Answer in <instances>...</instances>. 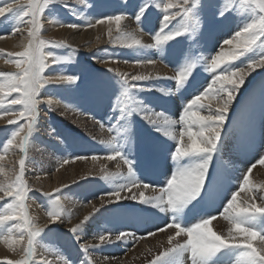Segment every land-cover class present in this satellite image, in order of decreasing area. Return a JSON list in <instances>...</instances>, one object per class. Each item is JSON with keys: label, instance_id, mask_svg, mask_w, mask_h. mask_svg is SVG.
I'll list each match as a JSON object with an SVG mask.
<instances>
[{"label": "rangeland", "instance_id": "374dc122", "mask_svg": "<svg viewBox=\"0 0 264 264\" xmlns=\"http://www.w3.org/2000/svg\"><path fill=\"white\" fill-rule=\"evenodd\" d=\"M7 2L8 0H0V6ZM22 2L27 3V0H22ZM190 2L192 19L198 20L200 23L194 35L185 34L161 48H125L119 42L113 43L115 39H112L105 43L107 46L103 45L101 50L98 48L91 54L84 52L75 44L66 42L65 38L54 36L50 32V28L55 24L59 25V23L81 24V26L90 27L89 25H93L92 22L97 19L123 13L127 15L124 20L130 21L139 35L144 38V42H142L152 44L154 43L153 36L162 27L161 22L165 13L157 5L162 4L163 0H85L83 4L76 3V0H57L46 7L40 37L46 41H65L71 47L49 46L45 48V51L52 53L53 57L60 58V63L48 67L44 76L50 77L49 71L53 69L55 76L67 74L79 77L75 84L51 83L42 89L45 98L51 97L59 103L54 105L53 110H49L46 104L41 105L42 116L39 117L36 131L30 137L26 158L25 179L32 189L28 193L29 199L26 201L29 217L35 225H43L47 220V211L51 210L53 199L59 200V206L63 212L62 222L50 225L39 238L40 243L37 246V250H40L41 241L46 240L44 247L50 249H47L45 254H48L49 260L54 261L53 264H63L57 255L67 257L71 264H98L96 256L101 260H107V262L115 260L120 261L121 264L122 261L124 264L127 263L126 261H130V264H149L156 255L168 247L167 241L161 240L157 241L158 244L154 243L156 238L148 233L149 231L159 233L158 228L165 227L166 223L170 222L172 213H161L158 209L139 201L120 200L109 204L108 200L112 198L106 193L119 187V183H128L130 178L126 177V173H124V176L116 178L112 176L110 180H105L102 178V167H97L99 163L94 164L95 166L93 165L88 173L85 166L82 169L76 165L75 157L86 156L91 160V157L95 155L99 157L95 161L99 162L113 150L109 146L99 143L100 140L93 139L91 133L86 131V126H84L85 120L96 122L98 127L101 122L104 124L103 130L108 136L103 140L118 134L117 144L126 157L133 161L137 180L157 185V190L166 185V181L176 170L172 153L177 147V142L164 133L174 130L178 126L166 124L163 121L153 125L141 114L134 113L128 117L121 109L116 108L115 101L123 92L122 84L119 78L109 72L107 68L102 67V63L99 61L103 58H112L109 61L124 63L127 60L129 65H133L135 64L133 61L137 59H152L156 60L162 68L165 67L170 71V75L164 77L175 75L178 69L188 64L195 65L189 80L183 87L171 79L133 82L141 84L144 89H137L132 93L137 101L135 106L139 107L142 113H163L170 119L179 120L186 103L202 92L213 78V74L205 71L206 63L203 58L215 55L221 49L225 52L232 51L236 44L226 46L224 41L233 39L237 31L256 19L258 15L257 10L246 0H190ZM226 8L229 10L221 16L220 12ZM142 9L146 10L137 23L135 18ZM19 15V10H13L4 17H0V35L15 34L14 29L19 22ZM182 22L183 19L177 17L169 27H179ZM23 28L24 34L21 35V38L25 42L22 44L17 46L0 43V50H3L0 53V60L4 66L0 67V73L14 74L19 71L8 54L19 53L26 49L29 37L27 28ZM18 36L20 37V35ZM238 41L236 40L234 43H240V48L243 49L244 45ZM261 55H264V48H254L230 63L236 68L244 67L249 61ZM225 66L221 65V67ZM136 72L140 73L139 70ZM0 82H3V76H0ZM15 95L16 93L11 94V96ZM11 96L5 97L6 103L3 107L21 110V106H11L7 103ZM40 96L44 97V95ZM209 100H211L210 97L203 103L208 105ZM212 104H215V101ZM201 114L207 115V112L202 110ZM9 119L15 118L10 115H4L2 119L0 117V155L5 157L4 160H0V186L4 187L14 184L15 176L19 171V160L23 156L15 144L13 148H9V152L4 154L3 147L17 130L16 124L7 123ZM17 122L25 123L23 120H17ZM108 127H112L114 133H109ZM73 134L78 138L74 139ZM72 151L77 155H73ZM261 154H264V69H256L245 77V83L239 88L227 113L222 146L209 168L200 198L188 205L183 213L177 216V219L184 226H191L198 222L201 216L214 215L215 219L223 216L221 214L223 207L230 199V195L237 191L243 173L259 159ZM256 168L252 170L249 178L251 187L260 189V186L264 185V176H262L264 175V166L257 164ZM259 171H263L261 172L263 174ZM56 173L59 175L58 177H55ZM252 175L256 177L255 181L251 180ZM57 189L60 191L57 192ZM44 193H49L50 196H46ZM122 195L125 196L124 193ZM101 196H103V200H101ZM6 201H10V198L6 197L5 201H0V211H3ZM256 202L260 203L259 200ZM64 203L65 205H63ZM90 205L92 208L89 209ZM39 208H42V211L44 209V221L38 214ZM96 208L100 210L95 212ZM90 213L92 214L91 218L83 225L79 234L88 228L90 231L96 232L97 236L104 233L126 232L135 233V238L131 241L120 240L105 244L89 249L88 252L83 251L80 248V240L69 231L68 224H78L79 220ZM249 223L257 230L264 232V216L251 217ZM18 231L19 229L14 228V232ZM2 234L0 233V235ZM141 236L145 238L139 239ZM48 237H52V240ZM181 239L180 241L183 242L185 237L181 236ZM142 241L150 243L148 249L152 250L151 252H148V249L141 250L142 252L138 255L139 259L136 261L133 259V252L139 244H143ZM3 242L0 240V252L2 253H0V264H7L8 261L19 262L24 259L23 252L17 253L16 257L12 256L9 251L12 247H9L7 242L4 243L8 247L4 246ZM2 246L9 252L4 251ZM14 246L20 250L23 247L21 245ZM241 251L243 252L244 249H225L214 258L215 264H237ZM37 253L39 254L38 251ZM130 255H132L131 258ZM160 264H191V261L189 255L184 253L165 258Z\"/></svg>", "mask_w": 264, "mask_h": 264}, {"label": "snow or ice", "instance_id": "6c2138e0", "mask_svg": "<svg viewBox=\"0 0 264 264\" xmlns=\"http://www.w3.org/2000/svg\"><path fill=\"white\" fill-rule=\"evenodd\" d=\"M57 0H8L3 6H0V17L13 10H19V22L14 29V33H19L22 27L27 28L29 43L24 51L8 55L12 57V62L19 69L18 72L0 73L3 76V82H0V117L10 115L15 119H9L8 124H16L17 130L3 147L4 153L9 151V147L16 145L23 153L19 160L18 175L15 176L14 184L6 187L0 186V201L10 198L0 211V240L7 242L9 247L13 245H21V251L24 259L19 262L8 261L7 264H53V261L46 257L37 256V246L39 238L50 225L62 222L63 212L59 206V200H52L51 210H48L47 220L43 225H35L34 221L29 217L26 201L29 199L28 193L32 191L25 179L26 158L28 155V147L30 137L36 131V125L41 116V105L46 104L49 110H53L54 105L59 101L51 97L42 98L41 90L45 85L51 83H68L75 84L79 79L77 76L59 74L55 77H45V70L52 64L60 63V58L53 57V54L45 51L46 47H61L67 45L65 41H46L40 37L43 30L44 11L46 7ZM85 0H76V3L83 4ZM258 12L257 18L246 24L240 31H237L233 39L224 41L225 45H233L234 41L239 40L240 43L235 45L232 51L225 52L223 49L215 55L203 58L206 63L205 71L213 74L211 82L204 88L202 92L195 95L188 103H186L179 120L170 119L163 113H142L139 107H136L137 101L133 97L134 90H144L141 84L133 82H143L157 79H171L183 87L189 80L195 65L188 64L176 71V74L170 77H162L159 73H137L130 75L129 73L120 72L118 69L107 68L109 72L114 73L122 84L123 92L115 101V107L128 117L134 113L141 114L144 119L153 125H157L163 121L166 124L178 126L174 130L165 131V135L176 140L177 147L172 153V159L176 165L174 174L166 181V185L159 187L160 195L147 197L146 192L151 190L157 191V185L145 183L135 178L133 161L128 159L117 144V135H111L107 140H100L99 143L105 144L113 149L106 157L108 160H115L117 157L125 165H127L126 177L130 180L128 183L121 185L112 192L106 193L112 199L108 200L111 204L120 200L139 201L156 208L161 213H172L170 222L165 227H159L158 231L165 232L166 229H174V234L167 236L168 247L158 255L149 264H160L165 258H171L177 254L187 253L191 264H215L214 258L217 257L225 249H244L239 255L237 264H264V232H261L251 226L249 218L256 216H264V185L260 189L251 187L250 175L257 164L264 166V154H261L246 171L243 173L237 191L230 195V199L223 207L222 215L225 220L231 222L232 227L228 230L227 235H220L213 231L209 225L216 217L214 215L201 216L199 221L191 226L184 224L177 219V216L188 207L193 201H197L204 190L205 182L208 176L209 168L212 165L214 157L218 154L222 146L224 136V125L227 119V113L235 99L239 88L245 83V77L256 69H264V55L258 56L256 59L249 61L244 67L236 68L230 61L244 56L245 52L252 51L254 48H264V0H246ZM162 8L165 13L162 18L161 30L153 36L154 43L144 44L141 39L136 38L133 34L121 33V21L126 18V14H116L97 19L96 23L109 24L108 36L111 39L113 28L111 25L115 23L116 32L119 33L113 43L119 42L125 48H161L168 42L177 39L180 36L191 33L199 28L198 20L192 19L193 13L190 0H163V3L157 5ZM135 18L139 23L143 12ZM225 9L220 12L223 16ZM177 17L182 18L183 22L179 27L170 28L172 21ZM60 27L68 29H77L81 25L59 23ZM94 26V25H89ZM5 39L4 35H0V40ZM2 53V50H0ZM214 57L223 62L214 63ZM112 58H103L101 63L108 64ZM136 65L146 67L147 65H155L156 60L137 59L133 61ZM129 63V61H124ZM221 65H226L221 67ZM7 90V91H6ZM16 93L15 96H11ZM11 96L7 101L11 106L19 105L21 110L17 111L13 107H3L6 103L5 97ZM209 100L208 105L203 101ZM215 101V104H212ZM206 111L207 115L201 114ZM123 119V116L121 117ZM17 120H23L25 123H18ZM101 129L104 124L100 122ZM109 133H114L112 127H108ZM23 134V135H21ZM95 139V137H93ZM92 160L95 161L99 157L93 155ZM4 155H0V160H4ZM75 159H87L86 156H76ZM65 163L67 161H64ZM119 167V166H118ZM102 178L110 180L114 174L108 173L101 168ZM123 175V173H121ZM136 189L137 191H133ZM60 189H57L59 192ZM130 193L124 196L122 193ZM241 193H246L247 199L241 207L237 203ZM50 196L49 193H44ZM103 200V196L100 197ZM259 200L260 203H256ZM103 206V205H102ZM100 209L96 208L95 212ZM92 214L85 215L84 218L69 229L79 239V233L83 225L91 218ZM14 228L19 229L14 232ZM151 236H155L156 232L149 231ZM184 236L181 242L178 238ZM135 238V233H104L85 240L80 244V248L88 252L89 249L100 247L105 244L114 243L124 240L131 241ZM141 236L139 239H144ZM260 241V247L254 245V241ZM26 241V246H25ZM151 252V249H148ZM63 261V264H71L67 257L57 255Z\"/></svg>", "mask_w": 264, "mask_h": 264}, {"label": "bare ground", "instance_id": "6f19581e", "mask_svg": "<svg viewBox=\"0 0 264 264\" xmlns=\"http://www.w3.org/2000/svg\"><path fill=\"white\" fill-rule=\"evenodd\" d=\"M85 21V20H84ZM132 21V20H131ZM79 22H82V21H79ZM50 23V22H49ZM92 23H94L93 25L94 26H90V27H87V26H81V27H79V28H77V29H68V28H65V27H60L58 24H55V26L53 25V27L52 28H50L51 30H50V32L54 35V36H57V37H60V38H65V40H66V42H68V43H72V44H75V46H78V47H80L84 52H88L89 54H91V53H93L95 50H98V48H100V50H101V48H102V46L103 45H106L107 46V44H105L107 41H111L112 39H115V36H117V35H119V33H117L116 32V29H115V23L113 22V24L111 25V27L113 28V34H112V38L110 39L109 38V36H108V28H109V24L107 23V22H105V23H102V24H100V23H96V21L95 22H92ZM50 25H52V24H50ZM81 25V24H80ZM15 27V26H14ZM22 30H24V28L23 29H21V31L19 32V33H15V34H8L7 36L5 35V39H2V40H0V43H7V45L8 44H10V45H20V44H22L23 42H25L21 37V35L22 34H24V31H22ZM121 33H128V34H133V35H135L136 36V38H139V39H141L142 41H143V39L144 38H142V36H140L139 35V33L136 31V28H134L133 27V25H131V22L130 21H128V20H122L121 21ZM140 34H141V32H140ZM18 35H20V37L18 36ZM145 36V35H144ZM25 39V38H24ZM145 40H146V38H145ZM144 42V41H143ZM239 42V41H238ZM234 44H237L236 42L234 43ZM233 44V45H234ZM7 45H5V46H7ZM114 45V44H113ZM227 46V45H226ZM225 46V47H226ZM11 47V46H10ZM11 48H13V47H11ZM14 49V48H13ZM22 49V48H21ZM222 50V49H221ZM220 50V51H221ZM228 50H230V49H228ZM233 50V49H232ZM3 51V50H2ZM219 51V52H220ZM1 55V54H0ZM214 55V54H213ZM90 56V55H89ZM91 56H93V55H91ZM94 57V56H93ZM118 57V56H117ZM192 57V56H191ZM3 59V58H2ZM98 59H99V57H98ZM96 63V62H95ZM99 63V62H98ZM101 63V62H100ZM2 64H3V62H1V60H0V67H4V66H2ZM102 65V67H104V68H109V67H111V68H114V69H118L120 72H125V73H129L130 75H132L134 72H136L137 70H139V72L141 73V72H143V73H148V72H153V73H155V72H157V73H159L160 74V76H162V77H164V76H167V75H170L169 73H170V71L169 70H167L165 67V69L164 68H162V66H160L157 62H156V64L155 65H147L146 67H141V66H139V65H136V64H133V65H129L128 63H122V61L120 62H117V61H109V63L108 64H104V63H102L101 64ZM177 70V69H176ZM134 71V72H133ZM50 72V77H55V75H53V69H51V71H49ZM55 73V72H54ZM134 74H137V72L136 73H134ZM53 75V76H52ZM40 95H44V97L43 98H45V94L43 93V90H41V92H40ZM51 96V95H50ZM213 102V101H212ZM63 104V103H62ZM55 108V107H54ZM59 112V111H58ZM63 113H65V112H63ZM69 114V113H68ZM42 116V115H41ZM3 118H5V117H3ZM10 118V117H9ZM81 118V117H80ZM79 118V119H80ZM1 119H2V117H1ZM42 119V118H41ZM44 119V118H43ZM71 119V118H70ZM82 120V119H81ZM82 123H83V121H81ZM85 122V125L84 126H86V131L88 130V132H90L91 133V136L92 137H95V139H98V140H102V139H105V138H107L108 136L106 135V133H105V131L103 130V129H101V127L99 126L98 127V124L95 122H92L91 120H89V121H84ZM1 123V122H0ZM73 138L74 139H77L78 137H76V136H74V134H73ZM9 148H13V145L11 146V147H9ZM15 149V148H14ZM18 149V148H17ZM9 152V151H8ZM74 151H72L71 153L73 154V155H77L76 153H73ZM61 153V152H60ZM5 154V153H4ZM20 154V153H19ZM8 155V154H7ZM17 157V156H16ZM68 157V156H67ZM105 157V156H104ZM14 158V157H13ZM16 159V158H15ZM73 159V158H72ZM99 159V158H98ZM97 159V160H98ZM118 158H116L115 160H108V159H106V158H102V160L100 159V161L99 162H97V161H93L92 160V158H91V160L90 159H79V160H77L76 161V165L78 166V167H80V168H84V166H85V170H86V172H88L89 173V169L94 165V164H98L99 163V165L97 166V167H103L104 169H105V171L106 172H108V173H111V174H114L113 175V177L114 178H116L117 176L119 177V176H121V173H123V175L122 176H124V173H126L127 172V167H126V165H124L121 161H119V159L117 160ZM13 160V159H12ZM11 162V161H10ZM18 163V162H17ZM61 163H63V162H61ZM5 165H6V163H5ZM14 165H16V164H14ZM54 165V164H53ZM95 166V165H94ZM119 166V167H118ZM17 167V166H16ZM31 167V166H30ZM72 167H75V166H73L72 165ZM29 168V167H28ZM263 168V167H262ZM94 169V168H93ZM97 169V168H96ZM257 169V168H256ZM19 170V169H18ZM81 170V169H80ZM259 170V169H258ZM1 171V170H0ZM5 171V170H4ZM77 171H78V169H77ZM264 171V170H263ZM263 171H261V172H263ZM33 172V171H32ZM72 172V171H71ZM74 172V171H73ZM79 172V171H78ZM81 172H83V171H81ZM260 172V171H259ZM260 172V173H261ZM5 173V172H4ZM62 173V172H61ZM87 173V174H88ZM99 173V172H98ZM27 174H29V173H27ZM74 174V173H73ZM75 174H77L76 172H75ZM261 174H263V173H261ZM1 175V174H0ZM55 175V177H58L59 175L56 173V174H54ZM89 175V174H88ZM5 176H8V175H5ZM92 176V175H91ZM253 176V175H252ZM257 176H259V174H257ZM262 176H264V175H262ZM261 176V177H262ZM2 177V176H1ZM54 177V178H55ZM37 178V177H36ZM72 178V177H71ZM122 178V177H121ZM263 178V177H262ZM261 178V179H262ZM9 179V178H8ZM52 179V178H51ZM255 179H256V177L255 176H253V177H251V180L252 181H255ZM37 180V179H36ZM257 180H258V177H257ZM45 181V180H44ZM240 181V180H239ZM259 181V180H258ZM264 181V180H263ZM36 182V181H35ZM57 182V181H56ZM128 182V181H127ZM262 182V181H261ZM56 184V183H55ZM126 184V183H125ZM259 185H260V183H258ZM53 185V184H52ZM57 185V184H56ZM121 185H124V184H118V186H121ZM55 188V187H54ZM43 190H47V189H43ZM133 191H137L136 189H133ZM158 193H159V190H157V191H155V192H153V191H151V190H148L147 192H146V196L147 197H153V196H158ZM125 194V196H127V195H130V193H127V192H125L124 193ZM108 197V196H107ZM247 199V195H246V193H241V196H240V198L238 199V201H237V203L238 204H240V206L241 207H243L244 206V201ZM100 200V199H99ZM105 200V199H104ZM70 201V200H69ZM96 201V200H95ZM67 202V201H66ZM257 203V202H256ZM70 204V203H69ZM91 204V203H90ZM99 204V203H98ZM102 204V203H101ZM35 205V204H34ZM63 205H65V203L63 204ZM149 205V204H148ZM67 206V205H66ZM34 207V206H33ZM40 207V206H39ZM63 208H64V206H63ZM68 208H70V207H68ZM74 208V207H73ZM90 208H92L91 207V205L89 206V209ZM42 209V208H41ZM40 208H39V212H38V214H39V216L43 219V221H44V218H43V215H44V209H43V211L41 210ZM66 209V208H65ZM87 209V208H86ZM71 210V209H70ZM75 211V210H74ZM92 211V210H91ZM32 212V211H31ZM84 212V211H83ZM67 213V212H66ZM66 213H65V215H66ZM86 213V212H85ZM71 214V213H70ZM91 214V213H90ZM81 215V214H80ZM79 215V216H80ZM32 216H34V215H32ZM35 216H36V214H35ZM39 217V218H40ZM36 218H38V217H36ZM35 218V219H36ZM46 218V217H45ZM65 220V222H66V220H67V217L64 219ZM63 220V221H64ZM79 221H81V220H79ZM39 222V221H38ZM45 223V222H44ZM61 223V222H60ZM65 225V224H64ZM76 224H74V223H71V224H68V229H70L71 228V226L72 227H74ZM209 227H211L212 228V230L213 231H215V232H217V234H220V235H227V233H228V230L232 227V224H231V222H229L228 220H225L224 219V217L223 216H221V217H218L217 219H215L214 221H212V223L209 225ZM67 229V228H66ZM81 231V230H80ZM83 231V230H82ZM169 234H174V229H167L165 232H163V233H161V232H159V233H156V235L154 236L156 239H154V243L156 242L157 244L159 243V242H157V241H167V236L169 235ZM95 236H97V234H96V232L94 233L93 231H90L88 228H86V230L84 231V232H82L81 234H79V240H80V243H83L85 240H92V238L93 237H95ZM48 238H50L51 240H52V237H48ZM182 238H183V236H182ZM179 240H182L181 239V237H179L178 238ZM147 240V239H146ZM151 240H153V239H151ZM45 239H43L41 242L43 243H41V246H40V250L38 249L37 251L39 252V254L37 253V255L39 256V257H46V258H48V254L46 255L45 253H46V251H47V249H50V248H48L47 246V248H45L44 247V243H45ZM148 241H150V240H148ZM146 242V241H145ZM4 243V242H3ZM40 243V242H39ZM142 243H143V241H142ZM166 243V242H165ZM49 244V243H48ZM149 245H151L150 243H143V244H139L138 245V247H136L135 248V250H134V257H133V259H135L136 261H138V255H139V253L140 252H142L141 250H144V249H148V247H149ZM254 245L257 247V248H259L260 247V241H259V239L257 238V240L256 241H254ZM4 246H7L8 247V245L6 244V243H4ZM3 247V246H2ZM16 246H14V247H12V248H10L9 249V251H10V253H11V255L12 256H17V253H19V252H22L21 250H20V248H15ZM52 247V246H51ZM4 251H6V252H9L8 251V249H5L4 247L2 248ZM2 249H1V251H2ZM54 250V249H53ZM152 250V249H151ZM148 251V250H147ZM146 251V252H147ZM52 252V251H51ZM96 252V251H95ZM94 252V253H95ZM149 252V251H148ZM242 252V251H241ZM1 253V252H0ZM56 253V252H55ZM54 253V254H55ZM94 253H92L93 255H94ZM132 253V254H133ZM2 254V253H1ZM3 254H4V252H3ZM142 254V253H141ZM92 255V256H93ZM96 255V254H95ZM131 256L132 255H130L129 257L131 258ZM57 257V256H56ZM94 257V256H93ZM128 257V258H129ZM96 258H97V263L98 264H119L120 263V261H115V260H112V261H108L107 262V260L106 261H104V260H101V258H99L98 256H96ZM95 258V259H96ZM49 259V258H48ZM101 260V261H98V260ZM104 259V258H103ZM132 259V260H133ZM177 259H179V258H177ZM18 260V259H17ZM59 260L60 261H62L60 258H59ZM118 260V259H117ZM134 260V261H135ZM6 261V260H5ZM8 261V260H7ZM52 261V260H51ZM54 262V261H53ZM127 263H125V264H130L131 262L129 261H126ZM59 264H61V263H59ZM121 264V263H120ZM122 264H124L123 263V261H122ZM135 264V263H134Z\"/></svg>", "mask_w": 264, "mask_h": 264}, {"label": "clouds", "instance_id": "9594fccd", "mask_svg": "<svg viewBox=\"0 0 264 264\" xmlns=\"http://www.w3.org/2000/svg\"><path fill=\"white\" fill-rule=\"evenodd\" d=\"M227 57H221L220 60H217L215 57H214V63H220V62H223V59H225Z\"/></svg>", "mask_w": 264, "mask_h": 264}]
</instances>
